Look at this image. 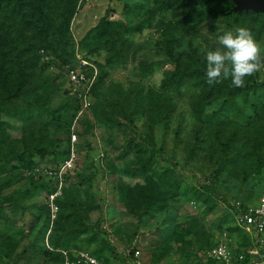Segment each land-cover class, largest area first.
<instances>
[{"label": "rangeland", "instance_id": "374dc122", "mask_svg": "<svg viewBox=\"0 0 264 264\" xmlns=\"http://www.w3.org/2000/svg\"><path fill=\"white\" fill-rule=\"evenodd\" d=\"M191 1L76 0L68 50L75 67L83 60L103 79L73 142L67 124L78 88L35 28L34 4L0 36V264H63L79 252L100 264H200L227 225L226 201L253 202L264 193V87L231 102L197 94L210 85L174 90L169 82L176 68L191 65L193 51L205 57L237 27L248 28L264 51V13L211 17L207 9L229 3L195 0L182 25ZM112 30L120 56L100 69ZM260 81L264 70L242 88ZM216 139H231L224 152ZM72 149L61 186L35 180L33 166L59 168ZM207 177L210 191L197 193ZM171 186L177 189L147 198Z\"/></svg>", "mask_w": 264, "mask_h": 264}, {"label": "trees", "instance_id": "16d2710c", "mask_svg": "<svg viewBox=\"0 0 264 264\" xmlns=\"http://www.w3.org/2000/svg\"><path fill=\"white\" fill-rule=\"evenodd\" d=\"M194 1L190 3V10L184 14V18L180 22L182 25L188 20L187 18L190 17L191 12L194 10ZM230 7L223 8L221 7V3H217L211 9H207V13L211 17L217 16H226L232 13H235L232 10V2L231 0H226ZM33 3L35 14L33 16V20L35 23V28L39 33L42 35L49 37L52 49L56 53V57L60 60L62 67L64 65H70L74 67V54L73 52H69V38H68V29L70 20L75 12V4L76 0H0V36L5 37L7 33L10 31V28L13 26V22L17 21V16L22 11L24 5L26 3ZM242 13V12H241ZM240 13V14H241ZM239 15L238 13H235ZM190 23H195L194 20L190 21ZM112 31H108L107 34L104 35L105 41L102 42V46L106 49V54L104 63L97 64L100 69L111 66L114 61L120 56L119 55V44L117 39L112 35ZM167 39V38H166ZM169 39V38H168ZM163 48L167 54H171V42L164 41ZM73 59V60H72ZM72 60V61H71ZM89 69V68H88ZM64 74V73H63ZM65 75V74H64ZM66 77V76H65ZM103 79V75L98 71V74L95 78L94 84L91 88V96L93 99L94 89L99 84V82ZM169 82L172 84L174 90L181 87L186 83H193L194 85L199 82L200 84L207 85L206 83V60L205 57H200L196 52L191 53V65L184 67L182 69L176 68L171 74L169 78ZM69 83V82H68ZM70 84V83H69ZM72 86V85H71ZM192 87V86H191ZM258 87H264V81H260L257 83H252L246 86L245 88H237L233 86H227L223 83L216 84L214 86H210V88H202L201 90L197 91V94L203 99H208L210 97H214L213 95H222L226 97L227 100L233 101L234 97L241 93L242 96H246V90L255 89ZM75 100V108L71 117L67 124V140H70V131L72 129V125H74L75 116L80 108V101L79 98L74 94ZM95 101L92 100V105L89 109L92 108ZM88 109V110H89ZM86 110V111H88ZM84 111V112H86ZM83 112V113H84ZM83 113L81 115H83ZM79 116V118L81 117ZM79 118L76 120H79ZM74 119V120H73ZM73 121V122H72ZM72 123V124H71ZM73 128V132L75 133V126ZM61 126H57L56 128L59 129ZM76 134V133H75ZM194 143L203 144L204 140L199 137L197 130L194 128ZM219 142L220 147L222 148V152L230 144L231 139H227L225 142H220V139H216ZM196 146H192L189 151H195ZM34 167V166H33ZM32 167V168H33ZM173 171V170H172ZM174 173V171H173ZM209 177V176H208ZM203 179V183L199 184L195 188L197 193L199 194H207L210 191L211 182L209 178ZM45 178V177H41ZM33 180V178H31ZM48 179V178H46ZM36 180V179H35ZM39 180V179H37ZM34 181V180H33ZM176 186H171V188H166L164 191L163 189L157 188L156 194H147V198L150 199L152 197H156L160 194L166 195V193H172L176 190ZM166 191V192H165ZM240 199V198H239ZM243 202H248L246 200L241 199ZM227 203V201H226ZM228 207V204H226ZM163 208V205L159 207V209ZM229 208L224 211L225 214V222H226V229L229 231H233L236 227H233V220L229 217Z\"/></svg>", "mask_w": 264, "mask_h": 264}, {"label": "built area", "instance_id": "2783aa9c", "mask_svg": "<svg viewBox=\"0 0 264 264\" xmlns=\"http://www.w3.org/2000/svg\"><path fill=\"white\" fill-rule=\"evenodd\" d=\"M78 67L64 65V74L67 81L74 89L78 88L76 96L80 101V108L75 116L74 125L79 116L92 105L91 88L96 78V70L93 65L80 60ZM86 70H84V68ZM70 131V142L76 138ZM74 150H70V156L66 158L59 168L50 166H34L31 174L35 179L45 177L53 178L59 186L64 181V171L71 166ZM55 194L51 196L53 199ZM229 217L233 220V231L223 228L216 240L201 253L200 264H264V193L253 202H243L240 199L228 202ZM57 207L51 204V213L55 214ZM138 254V251H135ZM219 257V258H217ZM63 264H100L96 258L85 252H79L72 261L65 258Z\"/></svg>", "mask_w": 264, "mask_h": 264}, {"label": "clouds", "instance_id": "9594fccd", "mask_svg": "<svg viewBox=\"0 0 264 264\" xmlns=\"http://www.w3.org/2000/svg\"><path fill=\"white\" fill-rule=\"evenodd\" d=\"M219 44L216 50L205 53L208 85L230 80L231 86L242 88L246 77L264 70V51L248 28L237 27L234 31L224 32L219 37Z\"/></svg>", "mask_w": 264, "mask_h": 264}, {"label": "water", "instance_id": "95a60500", "mask_svg": "<svg viewBox=\"0 0 264 264\" xmlns=\"http://www.w3.org/2000/svg\"><path fill=\"white\" fill-rule=\"evenodd\" d=\"M232 10L235 13L251 11L253 13H264V0H231Z\"/></svg>", "mask_w": 264, "mask_h": 264}]
</instances>
